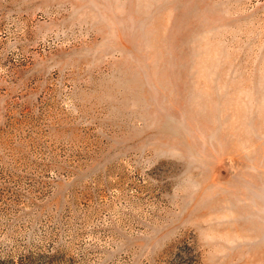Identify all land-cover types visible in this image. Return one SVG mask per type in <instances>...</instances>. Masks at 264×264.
I'll return each instance as SVG.
<instances>
[{"label":"rangeland","instance_id":"1","mask_svg":"<svg viewBox=\"0 0 264 264\" xmlns=\"http://www.w3.org/2000/svg\"><path fill=\"white\" fill-rule=\"evenodd\" d=\"M0 264H264V0H0Z\"/></svg>","mask_w":264,"mask_h":264}]
</instances>
